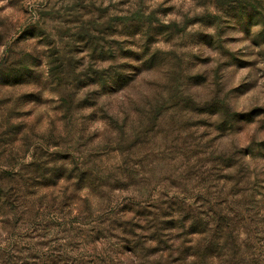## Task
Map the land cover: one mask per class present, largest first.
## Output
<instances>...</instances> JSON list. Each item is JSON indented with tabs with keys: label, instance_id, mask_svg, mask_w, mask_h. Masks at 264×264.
Returning <instances> with one entry per match:
<instances>
[{
	"label": "rangeland",
	"instance_id": "1",
	"mask_svg": "<svg viewBox=\"0 0 264 264\" xmlns=\"http://www.w3.org/2000/svg\"><path fill=\"white\" fill-rule=\"evenodd\" d=\"M0 35L39 79L0 85V264H264V0H0Z\"/></svg>",
	"mask_w": 264,
	"mask_h": 264
},
{
	"label": "trees",
	"instance_id": "2",
	"mask_svg": "<svg viewBox=\"0 0 264 264\" xmlns=\"http://www.w3.org/2000/svg\"><path fill=\"white\" fill-rule=\"evenodd\" d=\"M2 39V36L0 35V40ZM34 67H36V64L30 55V53L23 54L20 58L17 60H14L13 58H7L5 61L0 63V85L4 87H16L18 85H25L27 83H31V81L34 80V82L38 81V77L34 76L35 72ZM109 78V90H114L113 87H118L119 89H122L123 87H126L129 84L128 76L124 75L123 72L120 74H117V71H113L112 74H110ZM113 93V92H111ZM40 178H36L35 183L39 181ZM45 181H48V179H45ZM46 186V185H45ZM9 193L0 194V202L2 200L9 202V200L12 198ZM194 247H191V255L193 256H200Z\"/></svg>",
	"mask_w": 264,
	"mask_h": 264
}]
</instances>
